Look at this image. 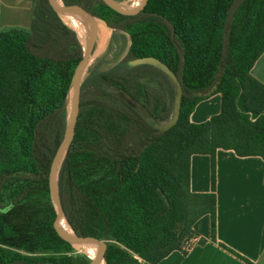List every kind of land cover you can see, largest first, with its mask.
<instances>
[{
	"label": "trees",
	"instance_id": "16d2710c",
	"mask_svg": "<svg viewBox=\"0 0 264 264\" xmlns=\"http://www.w3.org/2000/svg\"><path fill=\"white\" fill-rule=\"evenodd\" d=\"M30 1L29 27L0 28V264H86L87 256L61 253L71 244L42 209L80 42L44 0ZM62 1H84L123 30L110 37L117 59L93 66L61 164L57 197L64 215L104 236L105 264H155L174 249L185 253L192 225L204 214L216 241V149L264 160V84L250 74L264 51V0H148L135 16L102 0ZM69 12L85 18L81 10ZM97 27L109 31L101 22ZM141 56L160 59L181 83L179 117L168 130L154 128L115 94L118 88L156 120L169 119L172 82L151 64H128ZM212 92L220 93L219 112L191 122L193 107ZM193 153L210 156L208 192L190 190ZM72 230L84 244L97 245L92 233Z\"/></svg>",
	"mask_w": 264,
	"mask_h": 264
},
{
	"label": "crops",
	"instance_id": "0c3cea01",
	"mask_svg": "<svg viewBox=\"0 0 264 264\" xmlns=\"http://www.w3.org/2000/svg\"><path fill=\"white\" fill-rule=\"evenodd\" d=\"M2 7L7 14L0 25L19 23V16L22 17L20 24L28 21L30 0H0L1 10ZM250 74L264 84V51L255 59ZM220 102V93H210L196 103L189 120L195 123L206 120L219 112ZM214 172L216 241L211 238L210 215L204 214L192 225L195 240L186 252L174 249L155 264H264V160L257 155L238 156L232 149L217 148ZM210 179V156L191 154L190 190L210 191ZM218 243L250 262H245ZM140 264L151 263L140 260Z\"/></svg>",
	"mask_w": 264,
	"mask_h": 264
},
{
	"label": "water",
	"instance_id": "95a60500",
	"mask_svg": "<svg viewBox=\"0 0 264 264\" xmlns=\"http://www.w3.org/2000/svg\"><path fill=\"white\" fill-rule=\"evenodd\" d=\"M44 1L60 16L63 12L70 10L83 11L85 16L86 32L82 37V40L78 39L80 42V56L78 64L71 79L70 94L68 99V114L65 120V124L61 129V132L56 141V146L53 151L52 158L50 160L48 175L45 182L42 197V209L47 219L53 225L56 234L63 240L67 241L68 243L88 255V261L86 264H105L104 251L106 248L107 240L104 238V236L101 235L91 224L82 220L66 217L62 211L58 197L57 200L61 210L60 214L54 213L50 203L53 189H55V193L57 196V181L60 173L61 164L73 137L77 119L85 98L89 77L93 69V63L90 59V55L92 53V49L96 41L97 24L101 19L98 17L95 9L90 4H87L84 1H76L73 3L64 2L62 0ZM102 1L119 14L125 16H135L143 10L148 0H138L137 4L132 7L124 6L119 0ZM129 43L130 42H128V44ZM142 63L151 64L159 68L170 78L172 82L173 102L172 111L169 119L164 122L156 120L151 115L149 110L144 107L139 101H137L134 97L129 94H124L118 88H115V94L121 99H123L125 102H127L129 105H131L133 108L141 112L154 128L161 131L168 130L169 128L175 125L179 117L182 98L181 83L175 72L168 65H166L164 62L154 56H141L128 60V64L130 65H137ZM64 227L81 229L92 233L97 241L95 254L91 256L88 250L84 247V245L80 243V241L76 237H71L64 234L62 231V228Z\"/></svg>",
	"mask_w": 264,
	"mask_h": 264
},
{
	"label": "rangeland",
	"instance_id": "374dc122",
	"mask_svg": "<svg viewBox=\"0 0 264 264\" xmlns=\"http://www.w3.org/2000/svg\"><path fill=\"white\" fill-rule=\"evenodd\" d=\"M124 6H127V7H132V6H135L138 2V0H119ZM31 2V1H30ZM31 9V7L29 8ZM7 14L6 12V9L4 7H2V10L0 8V22H2V18H5V15ZM62 18L66 17V18H69L68 16H64L63 14H61ZM28 21L25 20V24H23L21 22L20 24V20H21V16H19L18 18V22L19 23H16V24H11V25H7V24H1L0 25V28H3L5 26H21V27H29V23H30V12H29V15H28ZM63 18V19H64ZM78 21L81 20V18H77ZM23 20V19H22ZM14 21V19H13ZM16 21V20H15ZM64 21L66 22V24L69 26L70 24L67 22L66 19H64ZM84 21H85V18H84ZM101 21V20H100ZM103 21V20H102ZM105 23V21H104ZM106 24V23H105ZM71 27V26H70ZM72 28V27H71ZM109 28V31H108V35H107V38L105 39V41L102 43V44H98L97 43V40L98 39H101L99 37H96V41H95V44H94V47L92 49V53L90 55V59L93 63V66L97 63H100L102 62V67H106L107 65H109L110 63L114 62L117 58H115V56L113 55V52L115 50V43L111 42L110 41V37L111 35L113 34H120V33H123V30L119 29V28H115V27H110L108 26ZM74 29V28H73ZM75 30V29H74ZM76 31V30H75ZM111 44V49L109 51H106V47ZM77 238V237H76ZM79 240V238H77ZM61 253L63 254H74V255H80V256H83V257H86V255L79 249H77L76 247H74L73 245H71V247L69 248H66L65 250H63ZM88 257V256H87Z\"/></svg>",
	"mask_w": 264,
	"mask_h": 264
},
{
	"label": "bare ground",
	"instance_id": "6f19581e",
	"mask_svg": "<svg viewBox=\"0 0 264 264\" xmlns=\"http://www.w3.org/2000/svg\"><path fill=\"white\" fill-rule=\"evenodd\" d=\"M62 14L64 16H68L69 17V18H66V17L65 18L63 17V18L67 20V22L70 24L69 26H71L72 28H74L76 30V34H77L78 39L82 40V37L84 36V34L86 32V24H85L84 18H82L80 21H78V19L75 18L72 14H70L69 11L63 12ZM99 22H101L105 27L108 28V26L105 25L104 22H102V21H99ZM107 35H108V31L107 30L97 27L96 37L101 38L103 40V42H104L105 39L107 38ZM50 200H51V203H52V206L54 208L55 213L56 214H60L61 210H60V206H59V203H58V200H57L55 189H53V191H52V195H51V199ZM63 230H64L66 235L71 236V237H77L75 235V233L73 232L72 228L64 227ZM80 243L82 245H84V247L88 250V252H89V254L91 256H93L95 254L96 246H97L96 244H84L81 241H80ZM84 254L86 256H88L86 253H84Z\"/></svg>",
	"mask_w": 264,
	"mask_h": 264
},
{
	"label": "built area",
	"instance_id": "2783aa9c",
	"mask_svg": "<svg viewBox=\"0 0 264 264\" xmlns=\"http://www.w3.org/2000/svg\"><path fill=\"white\" fill-rule=\"evenodd\" d=\"M194 240H195V237H192L191 239H189L188 241H186L184 243V248L187 249Z\"/></svg>",
	"mask_w": 264,
	"mask_h": 264
}]
</instances>
